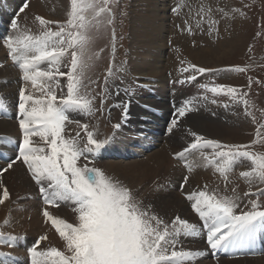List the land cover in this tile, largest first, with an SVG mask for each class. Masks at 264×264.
I'll return each mask as SVG.
<instances>
[{
	"label": "snow or ice",
	"instance_id": "snow-or-ice-1",
	"mask_svg": "<svg viewBox=\"0 0 264 264\" xmlns=\"http://www.w3.org/2000/svg\"><path fill=\"white\" fill-rule=\"evenodd\" d=\"M111 5L112 0H69V10L63 22L36 16L34 19L39 30L32 34L28 29L21 30L14 19L11 26L16 34L3 39V47L7 49L13 65L18 67L22 83L18 89L15 117L20 132V139L16 141L17 154L9 158L6 167L0 170V176L17 162L26 167L45 205L42 210L45 223L51 224L64 244V251L57 247L38 251L41 242L48 239L41 235L26 249L30 264H186L204 255L201 251L183 249L181 237H198L201 229L197 225L179 216L170 223L165 222L150 205L137 198L134 190L95 166L97 157L112 138L97 139L98 130H90L88 124L72 117V114L89 117L98 111L103 113L111 87L109 81L120 79L116 73L122 68L113 70L109 64L104 87L98 94L100 107L96 108V97L91 89L96 81L91 79L89 72L100 53L93 51V44L101 31L113 23ZM28 7L24 3L19 11L24 12ZM177 10L173 8V11ZM218 11L224 19L227 13L222 9ZM237 11L233 9V12ZM201 13V21L205 15L209 17L211 34L219 21L210 19V8L206 13L202 8ZM112 36L114 42V32ZM64 68H67L66 72ZM190 69L192 74L180 83H190L196 80L197 74L213 71L194 64ZM225 71L242 73L246 69L235 67ZM251 84L249 79V88ZM200 87L213 97H228L234 104L243 106L245 116L252 115L250 101L245 99L248 92L214 82ZM202 98L208 99V96ZM216 102L212 100V103ZM122 107L123 122L127 118V105ZM194 110L193 101H182L174 110L168 131L172 132L179 119ZM6 111L7 105L0 97V112ZM69 124H75L79 129L74 136L68 132ZM120 127L121 123L113 125L114 129ZM262 131L264 123L258 125L256 136L259 137ZM189 134L194 140L174 156L182 161L187 171L201 166L188 158L193 153H198L206 162L204 167L212 165L225 181L235 163L246 161L249 170L241 171L240 178L246 179L249 187L254 183L264 184V154L248 150L250 145L224 144L195 132ZM0 140L12 143L11 139L0 137ZM206 150H210L211 158ZM188 179V176L183 177L181 188ZM0 189V205H3L10 199V193L2 183ZM232 191L231 196L219 195L215 191H207L205 185L204 190L193 191L186 196L192 211L203 222L206 243L213 257L220 251L227 252L250 244L257 231L264 229V210L257 200L249 202V210L241 209L237 213L241 198L236 189ZM250 195L264 196V191L244 193L245 197ZM61 204L67 205L75 214V223L54 216L48 210V207ZM8 223L6 220L5 226ZM22 239L24 237L0 232V240H6L9 246L12 241ZM0 256L7 257L8 254L0 253ZM3 264L18 262L9 257Z\"/></svg>",
	"mask_w": 264,
	"mask_h": 264
},
{
	"label": "bare ground",
	"instance_id": "bare-ground-1",
	"mask_svg": "<svg viewBox=\"0 0 264 264\" xmlns=\"http://www.w3.org/2000/svg\"><path fill=\"white\" fill-rule=\"evenodd\" d=\"M137 1V7L140 6L142 11L144 10L147 13V16L145 14H140L141 12L139 13L136 9L137 7L133 5V10L137 11L136 13L139 14H135V16L132 14V18L134 19L130 37L131 42L138 46V48L145 49V52L142 53V51L140 53L138 51V53H133V51L131 55H129V62L136 56L139 60L136 67L133 66V70L129 68L130 66L125 68L122 70L123 73L121 76H119L118 86H121L131 95L129 96L127 94L125 99L128 113L127 122H125V125H122L124 128L121 126L119 129H114L112 142L104 149L103 153L99 154V157L103 155H111V157L114 156V158L117 155L123 157L129 156V154H131L127 151L129 147H136L135 153L140 154L148 150L149 147L160 146L159 150L146 156L144 158L145 160H135L134 162L126 164L127 166L125 167H120L113 162L108 164V168H110L111 175L134 190L137 198L142 200L146 205H150L152 211L158 214L165 222L170 223L173 218L179 216L181 219L195 224L201 229L196 238L186 239L181 237L184 250L201 251L204 253L201 258L186 262V264H212V261H208L207 258H213L211 260H215V262H217L216 258H219L218 261L222 262L224 261L223 259L225 256L223 254L225 253L232 254V251H236L233 255H238L242 252L238 250H245L247 246L252 249L255 248V245L264 246V229H261L255 234L252 240L253 243L243 244L237 248L229 249L227 252L220 251L216 254V257H213L206 243V233L202 227L203 222L199 219L198 215L192 211L190 202L186 199V196L193 191L204 190L205 186L203 184L214 178L221 179L219 181L222 183L225 180L214 171L212 165L204 167L203 165L206 162L198 153H193L194 155L190 154L188 156L190 160H195L201 165L194 168L191 172L187 171L182 161L174 158L176 153L181 152L183 148L187 147L189 142L194 140V137L189 134L190 132H195L198 135L206 137H220L222 131L218 129L217 124H214L215 122H211V119L231 122L234 119L233 116L237 114L238 116L236 115V118L240 120V105L234 104L225 96H216L221 99L223 103H212L213 99L209 98V93H206L208 99H203L202 97L205 96L204 90L201 87L197 90L199 88L198 86L202 84H210V79L214 75L210 76L211 74H206L207 72L202 75L197 74L196 80L190 83H180V81L186 80V77L189 76L188 74L191 71L190 65L181 66L186 64L185 61L187 58L195 57V59H197V66H203V64L210 59L213 60L222 47H224L222 53L225 52V50L226 52L233 51V46L242 42L240 38L242 34L240 29L242 28V24L240 21H237L239 20L240 14L239 12H233L235 6L233 0H180L179 2L177 1L178 3L175 2L178 6V10L174 15L175 19L171 21H175L176 25L170 24V27L174 29L175 26L180 31L175 33L176 30H172L174 34L172 37L175 39L174 48L169 50V64L165 67L164 72H161L160 65L163 64L162 60H164V52L167 48H165V46L169 38V35H166L168 27L167 7H158L155 0ZM19 3L20 0H0V39L2 34H6L7 36L16 34L12 27L9 28L10 30L7 32L6 28H8L9 25L3 28L2 23L6 18L12 20L11 14L13 11V14L16 12ZM38 3L44 12H49L48 17L51 18L52 16H60L65 9V0H38ZM175 3L173 5H176ZM202 8L205 13L209 8L212 9L210 19L219 21V23L222 24L223 28L219 29L220 32L218 31L220 39H218L219 42H217V47H219L217 50L210 49V46L209 50H199L196 47L197 44H194L195 41L198 40L208 45L218 38L214 31L215 26L211 34H209V24H205V22H209V17L205 15L204 20L201 21ZM219 9L227 13L224 19H221V13L218 11ZM133 10L132 13H134ZM147 10H149V12ZM144 16H146V18ZM147 21L149 22L148 29L140 30L137 25L140 26ZM198 22L199 27H197ZM226 23H234V27L230 25L232 30L230 31L231 33L228 34V37L227 34H225L228 32L226 31L227 29H225ZM205 27H207V29ZM202 28L206 29V31L204 30L201 32ZM20 29L22 30V27H20ZM188 29H191V32H189ZM195 50L197 51L194 52ZM3 51H5V48L3 47L2 41V45L0 46V64H5V59L2 56ZM5 54L7 55V49ZM186 68H188L189 71L185 72L184 69ZM131 70L132 72H138V74L136 76L134 74L131 75ZM222 72L224 73V71ZM16 75L15 70H13L11 66L2 65L0 67V97L3 98L7 105V116L9 118L17 114L16 105L18 104V89L22 82L20 78H15ZM135 78L141 80L143 83L150 84L152 87H164L166 88L165 92L162 90L159 91V94L151 97L150 100L146 91L141 88L143 84H141L139 88L136 87L137 80ZM175 79L176 81L172 88L171 83ZM121 80H123V83L120 82ZM166 80L169 82V86H165ZM14 82H16L15 85L13 84ZM159 82L164 83L158 84ZM173 89H175V92ZM117 90H119V93L117 91V94L114 95L115 100L119 101V99L122 98V94L125 93L120 88ZM34 94L39 95V93ZM202 94H204V96ZM184 100L193 101L195 110L188 113V116L186 118L184 117L185 119L180 118L181 124L178 122V126L173 128L172 132H169L168 129L171 123L169 124V116L167 113L178 107V105L180 106L181 102ZM144 103L146 105H142L141 107L138 106ZM232 113H234V115ZM3 116L5 115L2 113L1 117ZM79 116L80 115H77L76 117ZM143 120H146L149 126H146ZM18 130V122H9L6 121L5 118H0V137L4 139H12L10 137L16 138L19 134ZM34 139L38 140V138ZM157 143L162 144L156 145ZM6 144L7 143H4L3 140H0V156L4 159L2 160L0 158V164L3 167H6L9 158L15 157L17 151L16 142L12 141L9 146ZM209 156L211 158V155ZM2 166L0 169H2ZM26 170L27 169L21 162H17L12 169H9L1 176L0 183L7 187L10 193V199L3 205H0V211L4 213V220L9 221L11 225L15 226L16 230L19 228L22 230L18 231L26 232L25 230H28L27 233L29 235H32L35 231L37 236L29 247L32 246L34 241L41 235H46L48 237L45 241L51 243L50 245L53 243L55 244V242L60 239L55 233V230L51 227V224L45 223V219L42 216V210L45 205L43 204V200L40 201V199L35 202V195H37L39 189L35 185V182L31 180ZM246 170H249L248 162H237L234 164L233 170L228 174V178L232 176L235 177V174L240 178V172ZM216 175L219 177L216 178ZM184 176H188L189 179L188 183L184 184L183 188H181L180 186L183 184ZM0 195H2V189H0ZM28 195L32 196L30 197L31 201L20 204V199H22V197L26 198ZM14 209L21 211V214L19 215V213H16ZM48 210L54 216L63 218L66 221H68V218L72 215H75L65 204H61L59 207H48ZM22 215L25 218L28 216L30 217L28 226H25L19 220L22 218ZM1 242H4V244L0 245V250L2 251L0 253L13 255V258H15L18 264L23 258L25 264L26 262L30 264V258L26 250L23 252L20 249H16V245H13V241L11 242V246H9L8 242L6 243V240H1ZM8 250H12V254L8 252ZM37 250L40 251V249ZM262 250L264 251V247ZM248 251L250 252L251 250ZM244 254L248 253H242L239 256ZM2 257L4 256H0V260ZM8 258L4 257V259ZM4 259L0 264L5 261ZM243 259L245 264H264L262 260L253 259L252 256H244Z\"/></svg>",
	"mask_w": 264,
	"mask_h": 264
},
{
	"label": "rangeland",
	"instance_id": "rangeland-1",
	"mask_svg": "<svg viewBox=\"0 0 264 264\" xmlns=\"http://www.w3.org/2000/svg\"><path fill=\"white\" fill-rule=\"evenodd\" d=\"M155 1L157 3L158 7H163V6L167 7V13L166 14H167V18H168V23H167L168 27H167V34L166 35L167 36L169 35L168 36L169 38L167 39L168 42H166L167 45L165 46V48L167 47L168 51L166 48L165 52H164V60H162L163 64L160 65L161 72H164L165 67H167L169 64V59H168L169 50L174 48L173 45H174L175 39L172 37V35H174L173 31L176 30L175 33L180 31L175 26H174V29H173V27H170L173 24L176 25L175 21H173L174 22L173 23L171 20L175 19L174 15H175L176 11H173V8L174 7L178 8L176 3H178L180 0H155ZM137 2H138L137 0H112L111 7H112V11H113V23L106 30L101 31L100 35L96 38V40L93 44V51L100 53L99 58L97 60H95L93 66L89 72L91 79L96 81L95 84L91 85L92 95L96 97V100H95V107L96 108L100 107L98 94L101 92V89L104 87L105 73L107 72L109 64L112 65L113 70H115L116 68H122V70H124L125 68H127L129 66H130L129 68L130 69L132 68V70H133L134 69L133 66L136 67L137 62L139 60H138V58H136V56H134L129 62V58H130L129 55H131V53L133 51H134L133 53H138V51L140 53L142 51H143L142 53L145 52V49H140V48H138V46L134 45V43L131 42V37H130L131 28H132L133 19H134V18H132V14L135 16V14H139L141 12L140 14H145L147 16V13L144 10L142 11L140 6L137 7L138 6ZM233 2L235 5L234 8L239 10L237 12H239V14L243 13V15L240 14V16L238 18L239 20H237V21L238 22L240 21V23L242 24V28H240L242 31V34L240 33L241 34L240 38H241V41L244 43L241 42L238 45L235 44V46H233V51L226 52V50H225V52H223L224 54L222 53L224 47H222L221 50L219 51V53L217 54V56L213 58V60L210 59L209 61L204 63L203 66H198V67H204V68L213 70V71L206 73V74H208V73L211 74L210 76L214 75L210 79V83L212 81V83L214 82L215 84L229 85V86L237 87L242 92H248V96L245 97V99H248L250 101V105H251L250 111H251L252 115L245 116L243 106L240 105L241 106V110L239 113V114H241L240 120H238V118H236L238 115L237 114L234 115V113H232L234 115L233 116L234 119L231 122H229V121L224 122L223 120L211 119V122H215L214 124L218 125V129L222 131V134L220 135V137H216V138L213 136H211V137L204 136V137L207 139L218 140L224 144L250 145V148L248 150H250L254 153H257V154H264V131L261 132V135L259 137L256 136V130H257L258 125L264 123V0H233ZM24 3H27L29 5V7L27 9H25L24 12H20L19 9L23 6ZM174 3L176 5H173ZM133 5L135 7H137L136 9L139 13H136L137 11L133 10ZM245 6H247V7H245ZM17 7L18 8H17L16 12L13 14V12H14L13 11L11 14L12 20H10V18H8V19L6 18V20L2 23V27L4 28V27H7L9 25V27L6 28V30L8 32L10 30L9 28L12 27L11 26L12 21L15 19L18 21L19 26L22 27V30L28 29L32 32V34H36V33H38V30H39V24L37 21H35L34 18L36 16H40L44 19H50L53 21L63 22L66 19V13L69 10V0H65V9H64L63 13L58 17L52 16V18L48 17L49 12H47V11L44 12L43 9H41V6L39 5L38 0H20V3ZM139 8L141 9V11ZM132 10L134 13H132ZM149 10H147V11L149 12ZM146 16H144V17L146 18ZM220 21H221V19H220ZM148 23L149 22L147 21L140 26L137 24L136 25L138 26V28H140V30H147L148 29ZM205 24L208 25L209 22H205ZM218 24H219V26H218ZM218 24L214 25L215 26L214 31L217 34V36H218V31L220 32L219 29L223 28L221 23H218ZM230 25L232 27H234V23H231V24L226 23V25H225V29H227L226 31H228L225 33V34H227V37H228V34L231 33L230 31L232 30ZM214 26H213V28H214ZM53 27H55V26H53ZM235 27H236V24H235ZM205 28L207 29V27H205ZM206 29L202 28L201 32H203L204 30L206 31ZM214 31H213V33H214ZM113 32L115 33L114 42H113V36H112ZM219 36H218V38H216L214 40L213 43L208 44V45L205 42L202 43L198 40H196L194 44L195 45L197 44L196 47L199 50H209V46H210V49L217 50V48H219V47H217L218 46L217 42H219L218 39H220ZM6 37H8L6 34H2L1 39H0V41H1L0 46L2 45L3 39ZM243 40H245V41H243ZM113 47L115 49L114 53H113ZM196 51L197 50H195L194 52H196ZM5 53H6V49H5V51H3V54H2L3 58L5 59V64L1 63L0 67L2 65L11 66V68H13V70H15V73L17 74L15 78L19 79L20 78V74H19L20 72L17 70L18 67L14 66L12 64L13 62L11 63V61H12L11 58L8 56V54L6 55ZM135 60H137V61H135ZM185 62H186V64L181 65V66L184 67L187 64L188 65H192V64L195 65L196 64V66H197V59H195V57H189L186 59ZM218 65H220V66H218ZM235 67L245 68L246 71L242 72V73L225 71V69H230V68H235ZM132 70L130 71V74L131 75L134 74L136 76L138 74V72H132ZM63 71L66 72L67 68H64ZM222 71H224V73ZM122 73H123L122 71L117 72L116 75L119 77V76H121ZM191 74L192 73L190 71V73L188 75H191ZM61 79L64 80L65 78H61ZM126 79H130V78H126ZM249 79H251V81H252L250 88L248 86ZM175 81H176V79L173 80V82L171 83L172 88H173V84L175 83ZM177 81H179V80H177ZM120 82L123 83V80H121ZM141 82H142L141 80H137L136 87L139 88V86H141V84H143V87H141V88L146 91V93L148 94V97H150V100H151V97L158 95L159 91L162 90L165 92L166 88H164V87H152L148 83H145V82L141 83ZM15 83L16 82H14L13 84L15 85ZM163 83L159 82L158 84H163ZM109 84L111 85V87L108 90V93H109L108 99L106 100V102L104 104L103 113L98 111L95 113V115L89 116V117H84V116L76 117L77 116L76 114H72V117H74V119L80 120L81 123L88 124L90 130H98L99 134L97 136V139H105V138H109V137L112 138L113 133H114L113 125H115L117 123H121V126H122V125H125V122H127V118H126V120H123V122H122V119H123V107L122 106L125 104L127 105V102L125 100L127 97L126 95L127 94L129 96H131V95L127 91H125V89H123L121 86H118L119 85V79L115 80V82L110 80ZM165 86H169V82H167V80L165 81ZM198 87L199 88L197 90L200 89V86H198ZM118 88H120L125 94H122V98H120L119 101H116L114 94H117V91L119 93V90H117ZM173 90L175 92V89H173ZM65 91H66V89H65ZM202 95L204 96V94H202ZM205 95H206V93H205ZM208 96L210 99H215L219 104L223 103V101L221 99H219L217 97H213L211 95V93H209ZM163 98H166V97H163ZM153 100L155 102L154 98H153ZM142 105H146V104L144 103V104H140L138 106L141 107ZM178 107H179V105H178ZM174 110H175V108L173 110H171L170 112H168L169 114L167 113V115L169 116V124L171 123V120L173 119ZM2 113L3 112H0V115H2ZM6 114H7V111H6V113L4 112V115H6ZM187 116H188V113L186 114L185 118ZM15 117H16V115L13 117L11 116L10 118L7 116L5 118V120L9 121V122H17ZM127 117H128V113H127ZM185 118L183 117V119H185ZM253 118H255V123L253 122ZM143 121L146 123V126H149V125H147L146 120H143ZM179 122L181 124L180 119H179ZM207 123H208V121H207ZM67 129H68V132H70V134L73 136L75 135L76 131L79 130V129H77V126L75 124L67 125ZM81 136H83L82 132H81ZM10 138H12L11 140L13 142L18 141L20 139V132L16 138H14V137H10ZM253 141H256V142L253 143ZM158 144H162V143H157L156 145H158ZM6 145L9 146L10 143H7ZM136 146L139 147L138 145H136ZM159 149H160V146H153V147L148 148L149 151L145 150L143 153L137 154V153H135L136 147H129V148H127L128 153H131V154H129V156L123 157V156L117 155V156H115V158H114V156L111 157V155H103L102 154L103 155L102 157L98 156V158L95 162V166L100 168L102 171H104L108 176L114 177L113 175L110 174L111 172H110V168H108V164L115 162L116 164H118V166L125 167V166H127L126 164L134 162L135 160L136 161H138L139 159L143 160L146 156L150 155L152 152L159 150ZM103 151L104 150H102L101 153H103ZM206 152L209 155H211L210 150H206ZM124 154H122V155H124ZM192 155H194V154H192ZM0 158L2 160H4L3 157L0 156ZM1 166L2 165L0 164V167ZM3 168H5V166L4 167L2 166V169ZM2 169H0V170H2ZM218 177L216 175V178H218ZM0 178H1V176H0ZM212 178H214V177H212ZM212 180L203 184L204 186L205 185L207 186V189L209 192L215 191L219 195L231 196V195H233L232 190L236 189V194L239 195L241 198L240 207L237 209V213H239L241 209H243L245 211L249 210V208H250L249 202L251 200H257V202L261 206V210H264V196H261V195H250L247 197L244 196L245 192H251V193H257L258 194L259 191H264V184H255L254 183L251 187H249V184L246 181V179L244 180L242 178H238L237 174H235V177L232 176V177L228 178L227 181H224L223 183L221 181H219L221 179H215L214 178ZM30 197H32V196L28 195V196H26V198L22 197V199H20V204H23L24 202H27V201L30 202L31 201ZM33 197H34V195H33ZM39 197H40V194L38 192L37 195H35V202H37L38 199H40V201L42 200L41 197L40 198ZM14 210L16 213H19V215L21 214V211H17L18 209H14ZM3 215H4L3 211H0V232L4 233L5 235L24 237V239H22V240L13 241V245L14 246L16 245L15 248L20 249L24 252L29 247V245L32 243V241L35 239V237L37 236L35 234V231L32 235H29L27 233L28 230H25L26 232L18 231V230H22V229L19 228L18 230H16L15 226L11 225V223H8L7 226H5L4 221H6V220H4ZM23 215H22V218H20L19 220L25 226H28L30 223L29 222L30 217L28 216L25 218V217H23ZM68 222L75 223L76 222L75 215H72L70 218H68ZM31 232H33V231H31ZM0 242H1V240H0ZM18 242H20V243H18ZM6 243H7V241H6ZM3 244H4V242L0 243V245H3ZM50 244L51 243H48L46 241H42L41 245L39 246L38 249H40V251H43V250H46L50 247H57L61 251H64V244L61 240H58L57 242H55V244L53 243L52 244L53 246ZM255 247H257V246L255 245ZM263 247L264 246H262L261 248H263ZM246 248H247V249H245L246 251H242L238 255H233V254L231 255V253L223 254L225 256V258L223 259L224 261H222V262L218 261L219 258H216L217 262H215V260H211L213 258H207V260L210 262L212 261V264H245V262H243L244 261L243 257L244 256H252L253 259L256 258V259L262 260L264 262V251L263 250H261L259 252V251H257V249H252L248 246ZM248 250H251V251L249 252ZM11 251L12 250H8V252H10V253H11ZM0 252H2V251L0 250ZM261 252H262V256H261ZM242 253H248V254H244L242 256H239ZM9 256H12L11 258H13V255H10V254H8L7 258ZM3 259H4V257H2L0 262ZM4 260H6V259H4ZM19 264H25L24 258H23V260H21L19 262ZM26 264H28V262H26Z\"/></svg>",
	"mask_w": 264,
	"mask_h": 264
}]
</instances>
